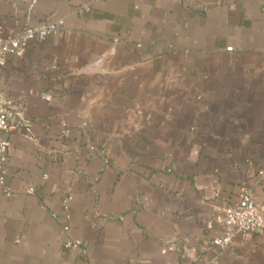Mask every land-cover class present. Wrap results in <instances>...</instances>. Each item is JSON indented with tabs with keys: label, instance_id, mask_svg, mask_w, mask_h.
<instances>
[{
	"label": "crops",
	"instance_id": "0c3cea01",
	"mask_svg": "<svg viewBox=\"0 0 264 264\" xmlns=\"http://www.w3.org/2000/svg\"><path fill=\"white\" fill-rule=\"evenodd\" d=\"M31 2L4 36L63 25L0 70V264H264V233L213 246L242 191L264 212V0Z\"/></svg>",
	"mask_w": 264,
	"mask_h": 264
},
{
	"label": "built area",
	"instance_id": "2783aa9c",
	"mask_svg": "<svg viewBox=\"0 0 264 264\" xmlns=\"http://www.w3.org/2000/svg\"><path fill=\"white\" fill-rule=\"evenodd\" d=\"M37 1L32 0L31 8ZM62 25L63 22L60 20L44 22L38 26L27 24L20 33L11 37L4 36L0 28V70L5 67L10 56L22 57L30 44L35 41H43L49 36L55 35L61 30ZM44 98L47 101L51 100L49 95H44ZM22 119L21 112L15 108V101L0 93V186L8 197L12 196L13 193L6 182V168L10 148L6 135L20 128L16 122ZM25 132L27 137L30 138L29 123L25 125ZM258 176L260 178L264 177V165L259 170ZM215 222L223 226L224 229L222 236L213 241L214 248L220 252L231 248L234 240L239 235L252 232L264 233L263 208L250 190L242 191L238 204L218 215L215 218ZM69 229V225L64 226L66 232ZM64 249L71 253H85L82 242L76 239L68 240L64 244Z\"/></svg>",
	"mask_w": 264,
	"mask_h": 264
}]
</instances>
